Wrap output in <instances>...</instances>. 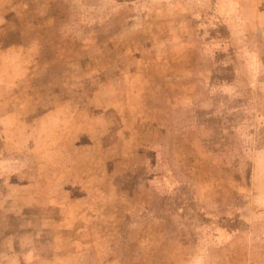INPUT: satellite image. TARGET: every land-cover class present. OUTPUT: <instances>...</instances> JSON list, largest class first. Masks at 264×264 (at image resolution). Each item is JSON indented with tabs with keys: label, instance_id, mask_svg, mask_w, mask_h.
<instances>
[{
	"label": "rangeland",
	"instance_id": "1",
	"mask_svg": "<svg viewBox=\"0 0 264 264\" xmlns=\"http://www.w3.org/2000/svg\"><path fill=\"white\" fill-rule=\"evenodd\" d=\"M0 264H264V0H0Z\"/></svg>",
	"mask_w": 264,
	"mask_h": 264
}]
</instances>
